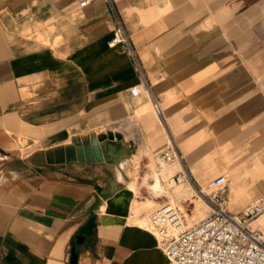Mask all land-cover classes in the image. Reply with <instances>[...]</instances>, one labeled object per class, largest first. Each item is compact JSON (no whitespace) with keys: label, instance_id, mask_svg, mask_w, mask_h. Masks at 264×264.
Masks as SVG:
<instances>
[{"label":"crops","instance_id":"1","mask_svg":"<svg viewBox=\"0 0 264 264\" xmlns=\"http://www.w3.org/2000/svg\"><path fill=\"white\" fill-rule=\"evenodd\" d=\"M81 1L0 0V264H172L147 223L166 200L130 167L169 143L153 96L198 183L226 174L230 210L254 199L264 189V0H115L145 68L140 92L129 55L110 44L107 1ZM109 131L126 148L119 162L76 157L77 144ZM97 185L112 192L73 262Z\"/></svg>","mask_w":264,"mask_h":264},{"label":"built area","instance_id":"2","mask_svg":"<svg viewBox=\"0 0 264 264\" xmlns=\"http://www.w3.org/2000/svg\"><path fill=\"white\" fill-rule=\"evenodd\" d=\"M90 1L82 0L81 4ZM106 1L114 19L110 44L120 46L129 55L141 79L132 85V89L140 92L145 87L146 75L138 47L116 1ZM153 107L169 137L167 147L154 154L157 168L162 170L180 159L182 166L177 169L175 178L196 185L198 193L210 206L208 215L190 223L177 203L164 201L147 217L148 227L155 232L158 245L172 264H264V220L260 221L264 215V189L241 209L230 210L220 190L227 175L219 174L212 179L210 190L200 186L185 157L180 156L183 153L170 129L168 115L155 96Z\"/></svg>","mask_w":264,"mask_h":264},{"label":"rangeland","instance_id":"3","mask_svg":"<svg viewBox=\"0 0 264 264\" xmlns=\"http://www.w3.org/2000/svg\"><path fill=\"white\" fill-rule=\"evenodd\" d=\"M185 162L188 168L191 170V164L186 158V156H185ZM196 164L202 165L204 169L208 170L213 163L211 161H208L207 159H204L203 161L196 162ZM168 166H170V164L167 165L164 169L160 170L157 168L154 160L140 161V162L134 161L133 165L130 166L132 169L133 181L141 182L142 187L151 197L155 196L157 199L160 200H166V201L171 200L174 203H177L182 208L183 212L186 214L187 219L190 223L200 220L201 218L208 215L210 213V206L200 196V194L197 191L196 185H193V183H189V182L179 181L173 176H171L169 179L165 178L164 174ZM157 172L160 175L157 174ZM156 174L158 177L156 176ZM161 176L162 177L164 176L163 179ZM155 179L160 181V185H157L159 181H156ZM154 180L156 181L155 185H157V187L153 183L155 182ZM211 180H209L208 183L206 184L203 185L200 184V186L204 187L207 190H210L209 182ZM149 182L151 183V185L149 184ZM164 184L167 190L164 189ZM152 185H154L156 189L153 188L154 186ZM186 185L190 186L192 192L181 193L180 191L181 188H183ZM262 218L264 219V215L261 217L260 220L261 222H262ZM256 223L258 222L256 221Z\"/></svg>","mask_w":264,"mask_h":264},{"label":"water","instance_id":"4","mask_svg":"<svg viewBox=\"0 0 264 264\" xmlns=\"http://www.w3.org/2000/svg\"><path fill=\"white\" fill-rule=\"evenodd\" d=\"M121 134L109 131L105 134H95L90 138H87L81 144L76 146V157L80 160L87 161H102L117 163L121 160V156L126 152V148L121 141ZM99 195L96 201L89 209L90 215L87 217L85 223L80 227L76 238L72 240V260L78 261L79 249L78 243H84L88 237L94 232L97 225L95 208L99 205L101 197H108L111 194V190L104 188L101 185H97Z\"/></svg>","mask_w":264,"mask_h":264},{"label":"bare ground","instance_id":"5","mask_svg":"<svg viewBox=\"0 0 264 264\" xmlns=\"http://www.w3.org/2000/svg\"><path fill=\"white\" fill-rule=\"evenodd\" d=\"M180 156H183V154H181ZM184 157V156H183ZM124 162V160H122V163ZM175 163H177L178 165H179V167H181L182 166V162H181V160L180 159H176L174 162H172L171 164H170V166L171 165H173V164H175ZM176 164V165H177ZM118 166V165H117ZM169 167V166H168ZM120 172H121V170H120ZM157 174H159L158 172H157ZM157 174H156V176H157ZM160 175V174H159ZM156 176H155V178H156ZM158 177V176H157ZM159 179V178H158ZM156 180V179H155ZM154 180V181H155ZM161 180V179H160ZM156 181H159V180H156ZM156 181L155 182H153L154 183V185H155V183H156ZM183 182H187V181H183ZM152 183V184H153ZM149 184L151 185V183L149 182ZM154 185H152V186H154ZM157 185H160V181H159V183L157 184ZM157 185H155L156 187H157ZM153 187V188H155L156 189V187ZM158 188H159V186H158ZM158 190V189H157ZM181 193H188V192H192V190H191V188H190V186H188V185H186V186H184L183 188H181ZM194 191V190H193Z\"/></svg>","mask_w":264,"mask_h":264}]
</instances>
